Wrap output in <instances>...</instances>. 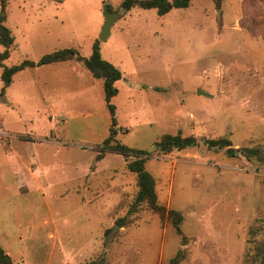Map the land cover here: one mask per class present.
I'll list each match as a JSON object with an SVG mask.
<instances>
[{
    "label": "rangeland",
    "instance_id": "1",
    "mask_svg": "<svg viewBox=\"0 0 264 264\" xmlns=\"http://www.w3.org/2000/svg\"><path fill=\"white\" fill-rule=\"evenodd\" d=\"M122 1L10 0L5 64L66 47L88 56L104 6L116 12L100 40L123 71L111 143L148 152L167 210L134 206L137 155L104 144L110 111L83 61L27 67L9 86L0 66V245L13 264H264V0L164 15ZM166 134L197 141L162 151ZM221 138L236 155L210 145Z\"/></svg>",
    "mask_w": 264,
    "mask_h": 264
},
{
    "label": "trees",
    "instance_id": "2",
    "mask_svg": "<svg viewBox=\"0 0 264 264\" xmlns=\"http://www.w3.org/2000/svg\"><path fill=\"white\" fill-rule=\"evenodd\" d=\"M192 1L193 0H123L121 7L125 11L131 10L135 6H140L142 8H155L160 15H164L170 12L173 8L188 7ZM9 3L10 0H1L0 7V45L3 47V49L0 50V66L3 68L1 78L4 81L5 86H9L12 83L13 76L17 72L27 67H35L69 59L83 61L93 76L102 80L104 97L110 111L112 125L110 127V135L105 139L104 144L111 150L125 156H129L130 154L137 155L134 160H131L128 163V168L137 174L139 186L134 206L147 203L152 209L159 211L161 214H165L167 210L166 207L158 202L155 178L146 168V157L144 155L148 154V152L144 149L130 147L120 141L111 143L119 132L117 126V109L112 100L119 93V88L116 82L123 77V71L121 68L104 58L99 39L94 41L92 52L89 56L82 55L76 48L66 47L46 53L38 60L25 59L19 63L6 65L5 60L11 56V51L15 46V36L12 29L6 23L8 19L7 7ZM216 4L220 7L221 0H216ZM196 141V137L192 135L183 137L178 134H166L162 137V139L155 143V146L162 151H170L173 148H185L195 144ZM209 143L213 146L218 145L220 147H226L227 152L232 156L236 155L239 151L233 147L231 141L226 138L211 139ZM244 149L247 150L246 148ZM170 214L175 218L176 222L182 220L183 218L182 215L175 210H170ZM180 260L181 256L178 254L172 260V263L178 264ZM0 263L13 264L9 254L1 245Z\"/></svg>",
    "mask_w": 264,
    "mask_h": 264
},
{
    "label": "water",
    "instance_id": "3",
    "mask_svg": "<svg viewBox=\"0 0 264 264\" xmlns=\"http://www.w3.org/2000/svg\"><path fill=\"white\" fill-rule=\"evenodd\" d=\"M105 22L99 35L100 40L106 41L111 33V26L116 20V12L109 9L108 5L104 6ZM114 230V229H113Z\"/></svg>",
    "mask_w": 264,
    "mask_h": 264
},
{
    "label": "crops",
    "instance_id": "4",
    "mask_svg": "<svg viewBox=\"0 0 264 264\" xmlns=\"http://www.w3.org/2000/svg\"><path fill=\"white\" fill-rule=\"evenodd\" d=\"M94 35H98V33H95ZM101 50H102V43H101ZM92 52V51H91ZM91 54V53H90ZM102 54H103V52H102ZM89 56V55H88ZM80 61V60H79ZM74 67L75 68H77V65H74ZM18 73V72H17ZM91 81V83H92V85H91V87H95V86H97V81H94L93 79L92 80H90ZM13 82V81H12ZM118 83V81L116 82V84Z\"/></svg>",
    "mask_w": 264,
    "mask_h": 264
}]
</instances>
